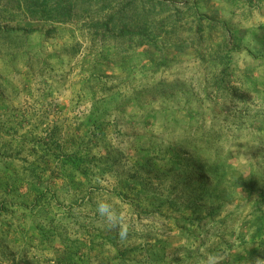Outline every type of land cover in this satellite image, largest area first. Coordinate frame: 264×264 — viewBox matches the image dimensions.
Listing matches in <instances>:
<instances>
[{
    "label": "rangeland",
    "instance_id": "1",
    "mask_svg": "<svg viewBox=\"0 0 264 264\" xmlns=\"http://www.w3.org/2000/svg\"><path fill=\"white\" fill-rule=\"evenodd\" d=\"M200 9L222 25L177 53L92 36L102 6L61 24L0 0V264H233L264 245V0ZM130 146L172 170L103 159ZM103 197L126 212V241L100 221Z\"/></svg>",
    "mask_w": 264,
    "mask_h": 264
},
{
    "label": "trees",
    "instance_id": "2",
    "mask_svg": "<svg viewBox=\"0 0 264 264\" xmlns=\"http://www.w3.org/2000/svg\"><path fill=\"white\" fill-rule=\"evenodd\" d=\"M49 1L51 2L25 0V9L33 19L67 24L78 19L83 12L90 13L94 8L102 6L104 14L100 17L97 14L92 15L91 11L92 36L102 35L105 40H121V45L124 42H132L134 46L149 48L155 52L161 50L162 44L172 47L177 53L194 50L207 44L208 34L214 32L216 26L222 25L201 11L200 5L205 0H61L51 9L39 10L41 15L37 17L36 6H46ZM223 27L228 39L230 31L227 25ZM184 32H187L188 36L183 37ZM214 62L216 63V60ZM67 158V165L73 169H81L84 162L82 157L71 155ZM190 162L200 176L206 175L207 165L199 166L196 160ZM253 228L254 235L261 236L264 232V225H254ZM256 259H264L263 244L253 255L239 256L233 264H252Z\"/></svg>",
    "mask_w": 264,
    "mask_h": 264
},
{
    "label": "crops",
    "instance_id": "3",
    "mask_svg": "<svg viewBox=\"0 0 264 264\" xmlns=\"http://www.w3.org/2000/svg\"><path fill=\"white\" fill-rule=\"evenodd\" d=\"M114 132V131H113ZM116 132V131H115ZM116 137V136H115ZM113 138V137H111ZM116 141V138H114ZM134 139V135H132L131 140ZM143 149V148H142ZM141 148L137 147H127V149L123 148H109L108 150L104 151L102 153L103 159L105 161H112L114 163H119L124 159L123 156L127 160V164L131 166L132 168H135V170H139L142 168H147L155 173H158V176H161L160 173L162 174L163 172L167 174V171H171L172 168L170 166L166 165V162H170V156L168 153L163 151L162 149L156 148L152 150H142ZM118 152V156L116 157V154ZM114 164V165H116ZM163 166V167H161ZM112 167V166H111ZM160 172V173H159ZM133 177H127L128 179L126 180V185L128 187L131 186V181H133ZM107 178V177H105ZM116 182V181H115ZM103 184V183H102ZM109 185H112V194H117L119 192L118 184L116 182L115 185H113V181H109ZM104 198V197H103ZM157 202L158 203V198ZM172 214V213H171ZM167 218H171V215L167 216ZM181 220V217H179V221ZM180 225L179 227L182 228L181 222H179Z\"/></svg>",
    "mask_w": 264,
    "mask_h": 264
},
{
    "label": "clouds",
    "instance_id": "4",
    "mask_svg": "<svg viewBox=\"0 0 264 264\" xmlns=\"http://www.w3.org/2000/svg\"><path fill=\"white\" fill-rule=\"evenodd\" d=\"M96 210L100 221L115 232L119 241H126L129 238V224L124 209L118 208L106 198H100L96 201ZM221 258L220 253H211L200 260L199 264H220ZM254 264H264V259H256Z\"/></svg>",
    "mask_w": 264,
    "mask_h": 264
}]
</instances>
